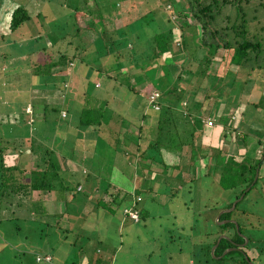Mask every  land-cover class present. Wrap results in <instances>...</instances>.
<instances>
[{"label":"rangeland","instance_id":"374dc122","mask_svg":"<svg viewBox=\"0 0 264 264\" xmlns=\"http://www.w3.org/2000/svg\"><path fill=\"white\" fill-rule=\"evenodd\" d=\"M17 1L22 2L23 0H0V113L4 114L5 117V119L0 120V123L7 121L10 126L8 129L7 123L0 124V132L2 131L0 134H3V136L0 135V156L1 151L3 153L5 151L2 148L7 146L8 140L11 138L13 144L19 149L15 148V152L9 157V160L12 159L11 161L17 165V168L24 169V171H21L22 175H30L33 156L29 152V137H35L38 141H41L42 147L54 151L61 170H59V173L65 181L70 182V186H74L75 182L79 180L72 179L76 176L75 172L87 175L91 180L98 176L100 193L102 191L101 186L107 187L104 192L106 193V196L104 195L106 200L109 199V194L115 191L124 194L132 192L134 197H141L142 202H139V204L142 207L141 211L144 218L138 223L131 220L122 221L124 215L121 217L120 214H122L123 207L127 204L120 207L113 206V204L112 208L115 209V212L111 211L108 204L105 208L100 206L97 202L99 193H94L95 195L88 197V192L92 189V185L87 187L88 183H84L86 189L84 184H80L73 195L68 196V198L70 197L68 204L60 199L57 192L58 187H56L57 191L48 194L43 192L38 194L32 191L28 197L23 198L24 203L25 201L38 200L39 203L44 204L45 214L49 213V216L56 212L61 213V215L47 216L46 218L44 216L51 223L47 227L41 226L45 222L44 218V220H39V216L34 218L35 216H30V213L26 212L27 206L25 204L23 205V211L17 214L14 207H2V204L7 203L8 200L0 197V264H72L73 262L93 264L94 260L92 258L97 254L96 251H99L96 250L99 247L103 252V258L110 261V264H178L179 262L193 264L192 251L196 250L198 252L199 249L196 245L204 243L211 236H217V233L221 231L216 217L225 209L227 203L236 200L235 192L239 190L224 189L226 186L216 182L213 176H201L199 172L198 177L192 183L193 191L189 193L186 181L192 166L188 163L191 153L188 145L183 148L181 167L175 168L174 166L170 168L171 175L168 173L167 179L164 181V176L161 173L162 165L156 164L157 161H161V156L158 151L156 156L154 151L157 147L156 144L160 145V142L162 144L165 139L162 135L154 138L155 130H159L156 125L160 112L150 110L147 103L144 102V99L147 100V98L151 100L154 88L151 87L149 79H146L147 77L143 78L144 73L141 67L137 66L133 70L129 69L126 64L119 70L117 67H113L118 60L124 58V56L118 55L119 49L121 53L123 52L122 49H125L124 45V48L121 45L114 46L107 35L103 36L106 40V47L97 59L96 49L93 48L92 42L95 37L94 32L89 31V29H81L78 30L79 37L78 34L76 38L74 37L77 33V23L79 26L84 27L91 19L90 15L79 14L76 19L73 15L75 4L78 2L77 4L80 5L83 0H28L27 6L30 13L33 14L42 10L40 15L31 17L30 20L11 32L8 27L10 19L8 13L12 7L18 4ZM108 1L115 3L114 6L116 7L119 3L118 0ZM83 2L87 7H91L94 3L93 0ZM259 2L260 0H241V5L246 10H250L247 15L248 28L249 30L251 28L253 32H255V28L264 26V8L259 6ZM154 6H157L155 0H133L132 3H128V10L121 8L122 17H120V22L118 20L111 22V17L107 15L109 16L107 18L105 15V23L110 29L112 25L124 29L127 37L134 34L138 29L141 30L142 34L150 36L155 30L164 28L165 22L168 25L167 20L171 17L169 9L166 7L162 8L160 6L158 10L154 11L153 15L145 17L142 20L143 26L132 27L131 25H139L140 21L137 19L139 15L147 9H154ZM173 7H177V2L173 3ZM225 9L231 10V6ZM250 12L252 14L256 12L258 19L250 20ZM174 16L177 15L174 13ZM175 20L179 22L178 17ZM85 32L88 38L84 36L85 39L83 40L88 41L87 48L89 50L82 52L84 54L92 53V55H87L93 61L89 67L84 66L85 59L80 58L79 51L75 48V45L81 42L79 38ZM261 32L264 33V30H261ZM193 33L194 36L198 35V32H193L191 28L184 33L185 46L181 52L187 55V59L181 60V63L186 65L193 62L189 67L194 70L195 74L192 75L189 73L190 71L188 72V69L183 68L184 73L179 80L180 88L182 86L186 87L190 91L187 95L190 94L192 98L202 101L205 104L204 106L207 107L206 110L214 105V101L218 96L221 100L226 99V97L228 101L230 99V102H226V104L217 102L218 109L221 111L225 106L226 115L231 117L230 120H232L229 130L237 127L236 130L239 134L245 133L247 135L245 146L253 148L254 141L264 137V126L261 125V123H264V92L261 94V88L264 84V66L261 69L255 67L251 71L249 70L248 77H245V71L241 72L237 77H240L241 80L246 79V81L237 82L239 80H236L234 88H230L226 84L221 85L223 80L212 78L211 75L208 77L207 75L206 77L204 75L200 76L202 71L200 68L204 65L205 56L207 55L206 57L212 59V55L208 53V48L197 44V37H194ZM15 38L18 41L14 42ZM44 46L47 47L45 51L41 49ZM98 46L100 45L98 44L96 48ZM146 47H137L136 54L140 58H143L142 55ZM173 49L176 53L180 48L174 46ZM62 52L69 55L77 54L76 58L71 61L70 75L63 89L57 86V79L49 81L50 78H47V81L43 82L40 77L33 76L32 68L40 60L47 59L49 55H52L53 60H57ZM222 53L223 50L220 48L214 59L210 61V68L213 69L217 66ZM176 59V56L168 54L166 56L167 61L173 62ZM162 60L164 61L165 58L159 59L160 62ZM93 67H100L101 72L93 69ZM178 69L175 71V77ZM220 69L224 70L219 65L218 74H223ZM207 72L210 73L209 70ZM233 72L234 70L230 71L225 77L227 81L232 78L230 75H233ZM119 73H128V77H114ZM139 75L142 79H139ZM189 78L191 79L189 80ZM124 79L130 80L131 84H135L136 88L144 93L141 95L142 97L139 95L143 102L133 104L132 101H138V97H136L138 94L133 96L134 94L127 90L122 83ZM197 82H200L201 85L199 86L201 87H198ZM84 85L93 94L109 99L110 104L108 105L112 109L115 108L123 114L126 113V122L130 125V129L135 130V133H130L124 138L122 135L109 133L106 129L83 131V134L88 132L87 140L79 150L73 149L78 129L73 127V124H71L73 121L72 119L69 121V117L70 112L76 111L77 105L82 101L78 94L82 93ZM194 86L197 87V90ZM228 91L229 95L226 94ZM27 99H29V102L38 99L39 102L35 106L39 109L44 103L58 104L61 111L57 115V119L50 120V123L55 124H51V126L50 123L47 125L40 121L35 126L33 124L29 126L30 132L27 133V126L21 120L26 115V110L31 113L29 105L25 108ZM259 99L263 100V108L251 109L250 103ZM31 105H33L32 102ZM246 105L248 106L245 107ZM124 108L125 110H123ZM248 109L249 111H247ZM108 110L110 109L108 108ZM243 110L245 112H242ZM246 111L249 114H246ZM142 112H147L150 115L148 114L145 119H142ZM10 115H19V120L18 118H12ZM59 115L68 119H60ZM29 116L31 117V115ZM28 121L30 123V118ZM122 130H125L124 126ZM107 135L109 136L107 137ZM211 135V129L207 128L201 139L202 145L211 148ZM185 138L187 137L182 133H178L173 142H170L171 146L179 145L180 141ZM156 140H158V143L155 142ZM229 144V140L219 141V145H222L223 149L229 148ZM91 146L93 147L92 150L90 149ZM138 146L139 149H137ZM174 146L172 150L176 152ZM242 146L244 145H241V148H243ZM209 148L206 150L208 151ZM257 148L259 151L262 149L259 146ZM9 150V152L13 151L12 149ZM43 152L46 154L45 151ZM210 152L212 150L208 153ZM263 154L264 152L260 156L261 159H264ZM155 157L156 159H154ZM195 159L198 161V157H195ZM141 160L143 162H140ZM143 163L150 165L153 172L158 175L156 179L152 172L151 176L154 178L152 183L148 174L140 173L143 169L141 168L144 165ZM115 169L120 171L117 172ZM209 169L212 170L210 166L206 168L207 171ZM257 169L258 181L239 203L238 213L240 217L235 213L233 215L243 227L239 235L244 237L245 244L248 243L244 245L245 248L247 246V249H249L247 252L250 259H252L247 260L249 264L250 261L253 264H264V160ZM136 188L139 189L135 191ZM2 189L6 190L4 187ZM67 215L76 218L77 221L83 220L82 226L76 231L65 232L66 224L61 222L67 218ZM243 218H246L245 224ZM226 220L228 219H222L219 224H224ZM231 220L235 221V219ZM206 232H211V235L208 234L207 236ZM85 236H89L86 239L88 249L83 252L80 247L84 244L85 240L82 237ZM65 239L67 240L64 241ZM223 253L220 256H223ZM37 255H50L53 261L52 263L44 260L37 262L35 260ZM243 256L246 259V255ZM243 256L235 252L232 254V258H226L224 263L243 264L241 263V257Z\"/></svg>","mask_w":264,"mask_h":264},{"label":"trees","instance_id":"16d2710c","mask_svg":"<svg viewBox=\"0 0 264 264\" xmlns=\"http://www.w3.org/2000/svg\"><path fill=\"white\" fill-rule=\"evenodd\" d=\"M83 1H81L80 5L77 4L78 2L75 4L73 8V15L75 19L78 18L79 14L90 15L91 19L84 27L79 26L77 23V33L74 35V37H77V34L79 33L78 30L81 29H89V31L91 30L94 32L95 37L93 38L92 42L93 48L96 49L97 59L99 58V54L103 53L106 47V40L103 38V36L107 35V38L111 43H113L114 46L121 45L122 48L125 46V49H122V53L120 49L118 50V55L124 56V58L118 60L120 62L117 61L113 67H117L118 70L124 64L129 66V69L132 70L137 66L141 67L144 73L143 78L147 77L146 79H149L148 81H150L151 87L154 88L153 92L157 93V96L153 101H150L147 98V100L144 99V102L147 103V106L150 110H158L160 112V117H158L156 125L157 129L159 130H155L154 138L156 136L162 135L166 140L164 139L162 144L160 142V145L156 144L157 147L154 149V151L156 156L158 152L160 153L161 161H157L156 164L162 165L161 173L164 176V181H166L168 173L170 174V168L174 166L175 168L181 167V161H183V148L185 145H188L191 149L188 163L192 166V170L189 172L188 180L186 181L187 187H189L187 189L189 193L193 191L192 183L194 182V179L198 177L197 175H199L200 172L201 176H213L216 182L226 186L224 189H238L239 191L235 192V198L238 199L243 194L241 199H244L249 190L259 179V176H257V179L253 181L256 169L261 166L264 160L260 158L262 152H264V137L263 139H256L254 141L253 148H250L249 146L247 148L245 146L247 144L245 138L247 135L245 133L239 134L238 130H236L237 127H233L229 130V125L232 121L230 120L231 117L226 115L227 113L225 106L221 109V111L218 109L219 105H217V102H224L226 104V102H230V99L228 101L227 97L224 95L226 99L221 100L218 96L214 101V105L206 110L207 107L204 106L205 104L202 103V101L192 98L190 94L187 95V93L190 91H188L186 87L182 86L180 88L179 80L184 73L183 68L188 69V72L190 71L189 73L192 75L195 74L194 70H191L189 67L193 62L182 65L181 60H186L187 55H185V53L183 54L181 51L185 46L184 33L188 32L190 28L193 32H198L197 36H194L193 33V36L197 37V44L204 48H208V53L212 55V59H214V56L218 50L222 48L223 53L217 62V66H215L213 69L210 68V61H212V59L206 57L207 55L205 56L204 65L200 68V70L202 69L200 76L204 75V77H206L207 75L208 77L211 75L212 78L214 77L215 79H222L223 84L221 85L224 86L226 84L228 87L230 86V88H234V82L236 80H239L237 82L246 81V79L241 80L240 77H237V75H239L241 72L245 71V77H248L247 74L249 70L251 71L255 67L261 69L264 66V33L261 32V30H264V26L255 28V32H253L251 28L249 30V20L247 19V15L248 11L250 10H246L241 5V0H177L175 2L174 0H155V4L157 6H154V9L152 10H145V12L140 14L139 18H137L140 21L139 25L131 26H143L142 20L145 17L153 15L155 13L154 11H156V9L158 10L160 6L162 8L166 7L169 9L171 18H168L167 20L168 25H166L165 22L164 28L155 30V32H153V34L150 36H146L144 33L142 34V32H140L141 30L138 29V31H136L134 34H131V36L127 37V35H125V30L119 28V26L112 25L110 29L105 23L104 16L106 15L105 17L107 18L110 16L112 19L111 22H115V20L119 21L120 17H122L120 12L121 8L127 9L128 3H132L133 0H118L119 3L117 7L114 6L115 3H110L108 0H93L94 3L91 7L85 6ZM17 2L18 4L15 5V7H12L8 13L10 17L8 27L11 32L18 29L21 24L30 20L31 17H38L42 11L39 10L32 14L30 13L29 7L27 6V3L29 2L28 0ZM176 2L177 7L174 8L173 3ZM258 4L260 7L264 8V0H260ZM230 6L231 10L225 9L230 8ZM174 13L177 15L176 17L174 16ZM257 15L258 14L256 12L253 14L250 12V20L254 21L258 19ZM177 17L179 18V22L175 20ZM83 34V38H79L81 42H78V44L75 45V48L78 49V55L80 58L82 60L85 59L84 66L89 67L93 61L91 57L88 58L87 55H92V53L89 52L84 54L82 52L89 50V48H87L88 41L83 40L88 38V36H86L87 33L85 32ZM16 41L18 40L16 39L14 42ZM98 44L100 46L96 48ZM138 46H147L142 55L143 58H140L136 54L138 51ZM174 46L180 48L176 53L173 51ZM41 49L45 51L47 47L44 46L41 47ZM167 54L176 56L177 59L173 62L167 61ZM51 56L52 55H49L48 58L43 61L40 60L36 66L32 68L33 76L40 77L43 82L47 81V78H50L49 81L57 79V86L60 89H63L65 87L66 80L70 75L71 61L76 58L77 54L73 53L69 55L68 53L62 52L59 54L57 60H53ZM162 58H165V60L160 62L159 59ZM219 65L224 69H220L223 74H218ZM93 69L101 72L100 67H93ZM177 69V76L175 77V71ZM208 70L210 73L207 72ZM232 70H234L233 75H230L232 78L227 81L225 77H227V75ZM157 72L161 74H158ZM218 75L219 77H217ZM119 76L128 77V73H119L114 77L117 78ZM138 77L139 79H142L140 75ZM190 79L191 78H189V80ZM186 81L188 82V80ZM122 83L125 85L128 91H131L134 94L133 96L138 94L136 96L138 97V101H132L133 104L143 102L140 99V96L144 93L140 92L136 88L135 84H131L130 80L128 79H124ZM197 83L198 87H201L199 86L201 85L200 82ZM194 88L197 90V87L194 86ZM226 94L229 95V91ZM78 96L81 97L82 101L79 105H77L76 111L70 112L67 110L70 112L69 121L72 119L73 122L71 124H73L74 128L78 129V135L76 136V142H74L75 144L73 145V149L79 150L87 140L86 138L88 132L83 134V131L106 129L109 133H115L118 136L122 135L124 138L130 133H135V130L133 131L130 129V125L126 122V113L123 114L117 111L115 108L112 109L110 105H108L110 104L109 99L93 94V92H90L86 89L85 85L82 93L78 94ZM31 102L34 106L31 105ZM38 102V99L30 100V102L29 99H27L25 108L29 105L31 107V113H28L29 111L26 110V115L23 116L21 120L23 121L24 125H27L28 130L29 126H32V124L35 126V124L40 123V121L43 122V124L45 123L48 125L50 120H54V118L57 119V115L61 111L58 104L50 105L44 103L39 109L35 106V104ZM262 103V99L253 101L250 103V108H263ZM178 105H180L179 109L177 108ZM154 106H157V108ZM247 106L248 105L245 107ZM108 108L110 110L107 111ZM123 110H125V108ZM244 110L242 112H245ZM247 111H249V109ZM247 111L246 114H249ZM148 114L149 113L147 112H142L141 118L145 119ZM29 115H31V117ZM10 116L12 118H18V120L20 117L19 115ZM60 116L62 115H59V117ZM180 116H182L181 119ZM29 118L30 123L28 121ZM64 118V116L60 117V119ZM1 119L3 120L5 117L4 114L0 113V120ZM3 123H7V121ZM51 124L54 125L55 123H50L49 125ZM6 126L9 129L10 126L8 123ZM123 126L125 127V130H122ZM207 128L211 129V141H213L211 148L206 145L204 146L201 143V139L203 138ZM0 133H2V131ZM4 133L7 134L6 131H4ZM178 133H182L187 138L181 140L179 145H173L177 150L175 152V150H172L173 146H171L170 142H173L174 137ZM0 135L3 136V134ZM108 136L109 135H107V137ZM29 138V150L34 159L30 169V175H22L23 173L21 171H24V169L17 168V165L11 161L12 159L9 160V157H11L15 152V148L19 149V147L13 144V140L11 138H9L10 140H8L7 146L2 148V150L5 149V151L4 153L1 151L0 156V197L7 198L8 200L7 203L2 204V207H14L15 212L19 214V212L23 211V205L25 204L27 206L26 212L30 213V216H35L34 218L39 216L38 218L40 220L43 219L44 216L45 218L48 216L47 213L45 214L44 204L39 203L38 200L32 202L25 201L24 203V197H28L32 191L37 192L38 194L42 192L48 194L52 191H55L56 187H58V191H56L60 195V199L68 204L70 201V197L68 198V196L73 195V193L76 191V188L78 187V184L80 183L77 181L75 182L74 186H70V182L65 181L63 176L59 173L60 167L58 165L54 151L42 147L41 141H38V139L35 137L30 136ZM224 139L225 141L229 140L230 142V147L227 149H223L222 145H219V141L222 142ZM36 141L38 142L37 144ZM155 142L158 143V140ZM216 142L217 145H214ZM132 145L134 146V144ZM241 145H244L245 147L242 146L243 148H241ZM256 145L262 147V149L259 151ZM207 148H209L208 151L206 150ZM9 149H12L13 151L9 152ZM90 149L92 150L93 147L91 146ZM137 149H139V146ZM210 150H212V152L208 153ZM43 151H45L46 154H44ZM15 155H17V153H15ZM195 157H198V161H196ZM154 159H156V157ZM140 162L143 161L141 160ZM143 164L144 165L141 167L143 169L140 173L143 174L142 172H144L146 175L148 174L150 177V182L152 183L154 180V178L151 176L153 168H151L148 164ZM208 166H210L212 170L209 169L207 171L206 168ZM146 169L147 171L145 172ZM203 170L205 171L203 172ZM153 175L155 178L158 176L154 172ZM3 187L6 190H3ZM101 187L102 191L97 196V202L100 206L105 208V206L108 204L111 211L115 212V209L112 208L113 204V206L117 207L127 204V206L123 207L122 215L125 217L127 216L126 218H128V220L138 223L144 218V215L141 211L142 207L139 204V202H142L141 197L136 195V197H134L132 192L124 194L115 191L109 194V199L106 200V198L103 197V194L107 190V187ZM247 187H249L248 190H246ZM138 189L139 188H136L135 191ZM241 199L237 201L235 207L232 210L221 213L217 220L218 223L222 219H235L237 223L232 221H228L224 224L218 223L221 231L217 233V236H211L209 240L201 243L200 245H196V247L199 249L197 250L198 252H196V250L192 251L193 264H225L224 260L226 258H232V254L235 252L242 256L244 254L246 255V259L244 256L241 257V263L243 264H249L247 260H252L250 259L247 252L249 249H247V246L245 248V245L248 243L242 245L245 239L239 235V232H242L243 227L239 220H236V217H233L234 213L235 215H239L238 206ZM232 203L233 202L227 203L225 205V209L230 208ZM124 209L136 211L138 214V220L134 221L131 217L125 214ZM30 211H33L34 213ZM55 215H61V213H56L51 216ZM238 217H240V215ZM244 221H246V218H243V222ZM49 222V220L45 219V222L41 226H50L51 223ZM61 223L66 224L65 232H73L82 226L83 220L77 221L76 218L69 217L67 215V218ZM235 223L238 225V229L235 227ZM208 234L211 235V232H206L207 236ZM219 234H225L226 238H221L214 252L211 254V248L216 243ZM88 238L89 236L82 237V239L85 240L84 244L80 247L83 252L88 249V241L86 242V239ZM66 240L67 239L64 241ZM229 247H232L233 249L224 253L223 256H220L224 250ZM96 250L99 251H96L97 254L92 258L94 260L93 264H108L110 261L103 258L104 255L102 250L99 248H96ZM52 261L53 259L49 263H52ZM72 264L77 263L73 262ZM178 264L182 263L179 262Z\"/></svg>","mask_w":264,"mask_h":264},{"label":"crops","instance_id":"0c3cea01","mask_svg":"<svg viewBox=\"0 0 264 264\" xmlns=\"http://www.w3.org/2000/svg\"><path fill=\"white\" fill-rule=\"evenodd\" d=\"M263 88H264V84L262 85V88H261V94H262V92H264L263 91ZM70 118V117H69ZM263 124V126H264V123H261V125ZM27 126V125H26ZM123 129V128H122ZM28 132H30V129L28 130ZM212 139V138H211ZM217 140V139H216ZM212 142V144L211 145H213V141H211ZM214 145H217V142H216V144H214ZM29 152H30V150H29ZM34 160L32 159V162H33ZM31 162V166H32V163ZM84 171V170H83ZM115 171H120V170H118V169H115ZM76 173V176L74 177V178H72L73 180H78V182L80 183V184H84V183H88L87 184V187H89L88 185H92L91 186V188L92 189H90L89 191L90 192H88V197H91V196H93V195H95L96 193H99L100 194V191H99V189H100V187H99V178H98V176H96V177H94L93 178V180H91L90 178H88L87 177V175H81V174H79V173H77V172H75ZM84 173H85V171H84ZM71 174H73V173H71ZM83 174V173H82ZM122 174V173H121ZM74 175V174H73ZM72 175V176H73ZM80 177H81V179H80ZM120 180V179H119ZM80 184H78V186L80 185ZM84 187H85V189L87 188L86 186H85V184H84ZM78 188V187H77ZM76 188V189H77ZM95 193V194H94ZM104 195L106 196V193H104L103 194V197H104ZM97 196V195H96ZM57 213V212H56ZM56 213H54V214H56ZM47 215H48V217H50L49 216V213H47ZM120 216L122 217L123 215L122 214H120ZM123 219H122V221H126V220H128V218H125L124 216L122 217ZM100 248V247H99ZM114 253H115V250L113 251V260H114ZM111 262H108V264H110Z\"/></svg>","mask_w":264,"mask_h":264},{"label":"water","instance_id":"95a60500","mask_svg":"<svg viewBox=\"0 0 264 264\" xmlns=\"http://www.w3.org/2000/svg\"><path fill=\"white\" fill-rule=\"evenodd\" d=\"M257 176H258V169L256 170V174H255V176H254V180H253V181H255V180L257 179ZM247 190H248V189H247ZM242 197H243V194H242L238 199H236L235 201H233V203H232V205H231L230 208L223 209V210L217 215L216 219L218 220V218H219V216H220L221 213L232 210V209L235 207V204L237 203V201L240 200ZM228 221L235 222L234 220H229V219H228V220L224 221V223H225V222H228ZM220 222H221V221H219V223H220ZM222 222H223V221H222ZM235 225H236V227H237V224H236V223H235ZM221 238H226V236H225L224 234H221V235L218 237L216 243H215V244L212 246V248H211V253L214 252V250H215V248L217 247V244L220 242ZM246 241H247V240H246ZM244 244H245V243H243L242 245H244ZM232 249H233V248L230 247L227 251L232 250ZM227 251H225L224 253H226ZM224 253H223V254H224ZM250 264H253V263L250 262Z\"/></svg>","mask_w":264,"mask_h":264},{"label":"built area","instance_id":"2783aa9c","mask_svg":"<svg viewBox=\"0 0 264 264\" xmlns=\"http://www.w3.org/2000/svg\"><path fill=\"white\" fill-rule=\"evenodd\" d=\"M157 96V93L156 92H153L152 96H151V100L150 101H153ZM155 108H157V106H154ZM139 199V198H138ZM124 213L127 214L129 217H131L133 220L137 221L138 220V214L136 211L134 210H131V209H124ZM46 261V262H50L52 260V257L50 255H44V256H41V255H37L36 256V261Z\"/></svg>","mask_w":264,"mask_h":264}]
</instances>
